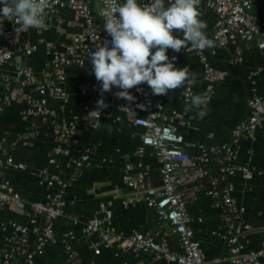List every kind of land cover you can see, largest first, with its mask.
Segmentation results:
<instances>
[{"label": "crops", "instance_id": "0c3cea01", "mask_svg": "<svg viewBox=\"0 0 264 264\" xmlns=\"http://www.w3.org/2000/svg\"><path fill=\"white\" fill-rule=\"evenodd\" d=\"M253 11L264 18V0H255ZM200 13V18L207 24L206 34L213 38L215 14L209 11ZM98 22L103 27L104 22ZM84 30L83 20L73 10L63 9L41 31H28L24 45L33 48L31 55L19 50L9 64L1 67L4 83L0 86V137L4 140V147L0 149V161L12 157L25 164L24 170L2 168L4 176L17 192L30 202H46L51 190L40 183L37 173L48 168L53 174L70 178L67 163L74 155V145H63L65 152H56L59 146L58 128L64 122L77 119V143L91 150L89 163L70 181L63 199L64 212L54 222V237L47 244L44 255L37 257L34 264H166L150 253L136 252L131 246L118 242H113L108 248L101 247V252L97 254L91 247L95 238H89L84 233V223L95 216H102V210L109 207L113 210V224L118 233L126 236L134 231L157 234L158 240L166 241L173 250L180 251L178 237L168 221L160 220L156 212L143 202L127 207L122 203L131 193V188L123 180L125 166L129 163L134 165V173H138L140 170L136 165L142 161L149 168L148 178L158 185L160 165L151 149H147L142 157L136 156L144 130L134 124L132 116L115 110L110 116L100 119L99 129H93L85 120V106H96V101L100 99V94L95 97L90 93L96 78L94 74H89V58L81 67L69 66L65 69L63 87L69 94L68 101L48 96L49 113L45 115L30 112V100L42 96L31 86L23 89L18 100H4L17 87L14 81L17 66L31 68L42 79L50 68V52L65 53L72 37ZM260 38L261 35L249 46L238 40L221 47L215 41V48L202 51L208 55L217 72L225 73L217 81L205 80L199 52L176 53L168 50L169 58L178 56L176 67L190 68L193 78L185 82L192 85L193 94L210 97L208 114L201 119L197 110L187 107L188 103L182 96L183 86L169 91L168 95H161L167 111L182 112L188 108L191 118L184 151L189 156L196 157L202 146L217 147L230 142L232 130L249 113L248 99L253 94L264 96V50L258 47ZM1 42L0 38V45ZM212 50L216 51L215 55H211ZM104 99L107 104L124 100L109 93H104ZM117 118L119 121L114 122ZM237 149L236 164L248 165L252 170L249 179L243 178L241 173L231 178L233 197L245 206L243 218L250 226L244 231L241 242L246 251L257 250L264 241V126L254 139L240 138ZM52 158L56 159L55 164L50 163ZM217 158L218 155L213 154L210 163L212 175L217 170ZM193 187L194 184H188L184 190L190 194ZM187 207L190 224L205 259L217 263L226 258L229 249L219 233L226 231L227 224L222 218L218 201L199 192L189 198ZM13 222L29 225L28 210L0 204V247H11L8 239L13 235ZM67 232H73L70 244L78 254L72 260L63 242Z\"/></svg>", "mask_w": 264, "mask_h": 264}, {"label": "built area", "instance_id": "2783aa9c", "mask_svg": "<svg viewBox=\"0 0 264 264\" xmlns=\"http://www.w3.org/2000/svg\"><path fill=\"white\" fill-rule=\"evenodd\" d=\"M255 0H200L199 11H209L215 14L213 39L221 47L232 42L242 41L246 46L252 44L261 35L258 47L264 50V18L253 11ZM46 15L44 27L48 21L54 19L63 9H71L83 20L85 30L72 37V43L65 53L51 51L52 61L42 79L38 78L33 70L25 66H17L14 81L17 87L4 98L5 101L18 100L23 89L33 87L42 96L30 100V112L38 115L49 113L48 96H58L64 102L68 101L69 94L63 87L66 80L65 69L69 66L81 67L85 64L89 49L94 50V43L99 40H111L98 20L103 21L100 13L106 7L107 0H44ZM122 2V0H120ZM147 3L148 0H141ZM115 6V4L113 5ZM60 23V21H59ZM30 30V29H29ZM17 32L12 21L0 17V86L4 83L1 67L9 64L16 52L24 50L31 55L33 48H26L24 38L28 31ZM175 31L173 32V34ZM182 50L180 53L188 52ZM204 68L206 81H217L225 73H220L211 65L208 55L199 52ZM216 51L212 50L211 55ZM174 64L178 60L177 55ZM172 56V57H173ZM100 83L95 82L93 96H98ZM119 89L113 87L106 92L117 98L114 93ZM134 100L108 103L103 109L101 117L110 116L115 110L123 111L133 117L136 126L143 128L142 143L136 151V156L142 157L147 149H151L157 159L160 183L154 185L150 179L149 168L142 161L136 167L140 170L134 173V165L127 164L123 173L124 182L131 188V193L123 199L125 207L143 202L153 209L160 220L170 223L178 237L180 251L173 250L166 241L158 240L157 234H144L134 231L130 235L118 233L113 224V210L106 207L102 216H95L84 223V233L92 240V249L99 254L101 247H110L113 242L131 246L136 252L150 253L160 258L166 264H263L264 241L257 250L246 251L241 237L250 226L245 222L243 214L245 206L236 202L233 197L234 186L231 178L241 173L243 178L249 179L252 170L248 165L236 164L238 159L237 144L240 138L254 139L260 128L264 126V96L253 94L248 99V115L232 130V139L217 147L202 146L196 157L189 156L184 151L186 134L190 126L191 116L188 108L185 111H167L163 99L153 95L146 84H141L129 90ZM86 92V90H83ZM193 95V88L189 82L183 85L182 96L187 102ZM210 100V97H208ZM1 100V98H0ZM188 107V105H187ZM95 106L86 105L88 113ZM119 118L114 122H118ZM59 146L57 153L65 152L63 145H74V155L68 159L70 178L53 174L48 168L37 173L41 184H45L51 193L46 202H30L17 192L3 174L4 166L16 169H26L25 164L6 157L0 161V204L9 205L20 210L27 209L29 225L16 222L11 224L13 235L8 239L11 247H0V264H34L36 258L44 255L47 244L54 237V222L63 214V199L70 181L90 161L91 150L77 143V119L64 122L58 128ZM4 147V140L0 137V149ZM213 154H217V170L211 173L210 163ZM55 158L50 159L55 164ZM197 182V183H196ZM188 184H194L193 191L187 194L184 190ZM199 192L211 196L218 201L222 209V218L226 222V231L219 233L229 249V255L217 263L205 259L199 240L191 226V217L188 211V202L191 196ZM74 238L73 232L64 234L65 250L70 260L78 254L70 244Z\"/></svg>", "mask_w": 264, "mask_h": 264}, {"label": "clouds", "instance_id": "9594fccd", "mask_svg": "<svg viewBox=\"0 0 264 264\" xmlns=\"http://www.w3.org/2000/svg\"><path fill=\"white\" fill-rule=\"evenodd\" d=\"M199 4L200 0H167V6L165 0H107L100 16L111 40L95 42L94 50L88 52L89 74L100 83V99L85 116L90 127L100 128L102 110L109 106L104 93L113 87L119 89L114 93L117 98L131 101L135 97L129 90L141 84L160 96L193 78L190 68L176 67V57L169 58L167 52L179 53L189 46L197 52L216 47L205 32ZM45 15L44 0H0V17L12 21L17 32L41 31ZM187 103L201 119L208 114L205 94H193Z\"/></svg>", "mask_w": 264, "mask_h": 264}]
</instances>
